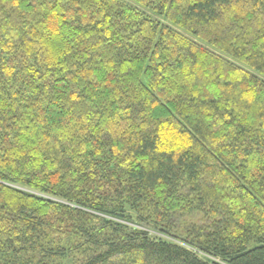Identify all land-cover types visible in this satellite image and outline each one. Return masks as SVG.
Wrapping results in <instances>:
<instances>
[{
	"label": "trees",
	"instance_id": "16d2710c",
	"mask_svg": "<svg viewBox=\"0 0 264 264\" xmlns=\"http://www.w3.org/2000/svg\"><path fill=\"white\" fill-rule=\"evenodd\" d=\"M0 264H264V0H0Z\"/></svg>",
	"mask_w": 264,
	"mask_h": 264
},
{
	"label": "rangeland",
	"instance_id": "374dc122",
	"mask_svg": "<svg viewBox=\"0 0 264 264\" xmlns=\"http://www.w3.org/2000/svg\"><path fill=\"white\" fill-rule=\"evenodd\" d=\"M178 225V224H177Z\"/></svg>",
	"mask_w": 264,
	"mask_h": 264
}]
</instances>
